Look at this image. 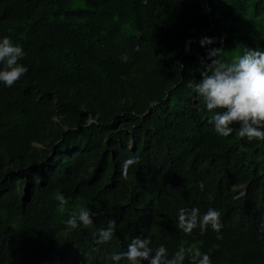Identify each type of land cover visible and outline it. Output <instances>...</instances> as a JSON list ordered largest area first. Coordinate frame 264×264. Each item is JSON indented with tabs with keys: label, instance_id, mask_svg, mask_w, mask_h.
I'll list each match as a JSON object with an SVG mask.
<instances>
[{
	"label": "trees",
	"instance_id": "1",
	"mask_svg": "<svg viewBox=\"0 0 264 264\" xmlns=\"http://www.w3.org/2000/svg\"><path fill=\"white\" fill-rule=\"evenodd\" d=\"M261 21L264 0H0V39L28 69L0 82V264H117L137 237L168 259L184 247L211 264H264V140L238 124L217 135L187 86L210 49L225 62L264 52ZM81 207L93 224L67 228ZM181 208L218 210L222 238L183 233ZM109 220L113 237L97 244Z\"/></svg>",
	"mask_w": 264,
	"mask_h": 264
},
{
	"label": "clouds",
	"instance_id": "2",
	"mask_svg": "<svg viewBox=\"0 0 264 264\" xmlns=\"http://www.w3.org/2000/svg\"><path fill=\"white\" fill-rule=\"evenodd\" d=\"M211 43L213 41L208 37L200 41L201 46ZM224 54L223 48L210 49L207 56L210 63L203 64L205 71L202 72L201 82L189 81L187 86L202 98L207 112L213 114L209 123L214 125L217 135L225 138L231 136L234 131L232 125L238 124L240 138H247L249 141L264 140V131L261 130L264 129V52L250 49L242 56L233 58L231 62L224 61ZM24 55L23 48L13 44L8 37L0 39V65L3 66L0 68V82L7 87L14 86L28 71L18 63ZM122 59L126 61L127 55ZM136 162L134 158L123 162L124 179H127L129 167ZM199 187L203 190L204 183L201 182ZM55 199L59 202L60 211H64L68 198L57 192ZM92 216L93 213L87 208L81 207L78 212L70 215L65 224L69 229H77L81 224L88 228L93 224ZM220 216V212L212 208L202 217L198 208H181L177 227L183 233L191 235L196 228L204 234L210 226L218 234L217 238H222L219 235L223 228ZM116 226L115 220H109L107 228L99 230L97 244L109 242ZM261 229L264 230V224ZM186 256H190L191 264H211L210 256L201 253L199 248L180 247L174 256L168 259L164 246L154 250L150 247V240L139 237L132 240L127 252L113 254L111 259L117 264L122 260L126 264H143L144 261H147V264H184Z\"/></svg>",
	"mask_w": 264,
	"mask_h": 264
},
{
	"label": "bare ground",
	"instance_id": "3",
	"mask_svg": "<svg viewBox=\"0 0 264 264\" xmlns=\"http://www.w3.org/2000/svg\"><path fill=\"white\" fill-rule=\"evenodd\" d=\"M260 7H262V6H260ZM261 15V14H260ZM251 19V18H250ZM259 20V19H258ZM251 21V20H250ZM261 23H263V21H261ZM264 24V23H263ZM263 24H261V25H263Z\"/></svg>",
	"mask_w": 264,
	"mask_h": 264
}]
</instances>
